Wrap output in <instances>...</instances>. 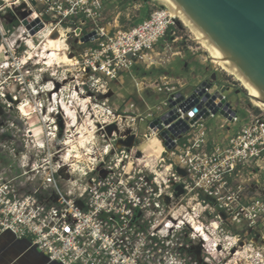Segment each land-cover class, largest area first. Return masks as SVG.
<instances>
[{
	"label": "built area",
	"instance_id": "built-area-1",
	"mask_svg": "<svg viewBox=\"0 0 264 264\" xmlns=\"http://www.w3.org/2000/svg\"><path fill=\"white\" fill-rule=\"evenodd\" d=\"M29 1L23 0L25 4ZM107 1H33L41 5L42 13L35 11V15L45 26L46 16L51 24L66 26L63 31L67 35L76 23L86 26L84 19L94 25L90 33L95 32L96 39L90 42L96 45L81 58L84 71L98 76L97 84L102 89L132 70L140 59L154 53L161 55L159 46L177 20L164 9H156L141 23L121 26L113 33L114 27L102 28L100 19L93 17V8ZM121 1L115 3L119 6ZM224 87L215 83L212 91ZM177 93L180 91L176 88L172 96ZM170 99L159 107L155 118L168 111ZM12 102L7 91L2 93L0 107L11 114ZM26 104L33 107L32 101ZM21 106L13 119H0V149L19 167L18 177L26 182L23 189L33 191L24 193L13 179L6 180L0 174V235L9 232L17 239L29 238L32 247L60 264H242L235 257L242 238L239 234L232 237L222 215L234 214L243 230L258 223L252 218L256 211L251 213L250 207L242 203V189L229 178L235 174L242 179V171L251 169L255 173L257 168L263 169V115L248 113V123L238 129L229 146L223 147L210 137L207 119L199 118L191 124L205 106L192 108L180 117L189 125V131L174 139L175 147L170 151L186 175L152 177L144 169L148 165L142 168L136 164L139 159L133 158L134 151L120 145L126 139H119L117 131L108 135L107 127L115 125L120 115L106 103L100 143L87 150L86 161H75L67 148L58 149L63 146L57 143L58 129L31 127L27 122L30 116L22 113ZM189 113L193 115L187 118ZM209 113L208 118L217 117ZM238 121L236 113L232 122ZM151 130L155 136L161 133ZM185 178L192 181L186 196L192 195L196 204L193 210L186 206V196L178 192L181 187L188 190ZM42 192L46 198L40 197ZM216 212H220L218 216Z\"/></svg>",
	"mask_w": 264,
	"mask_h": 264
},
{
	"label": "rangeland",
	"instance_id": "rangeland-1",
	"mask_svg": "<svg viewBox=\"0 0 264 264\" xmlns=\"http://www.w3.org/2000/svg\"><path fill=\"white\" fill-rule=\"evenodd\" d=\"M33 1L36 0H30L28 4H25L23 0L20 2L17 0H0V99H2V93L7 91L13 101L11 119L20 112L18 106L32 101L37 113L35 111L28 118V124L31 127L43 126L50 131L58 129L59 139L57 143H63V146L58 147V149L67 148L75 161H86L87 150L100 143L101 134L99 131L106 118L102 114L105 108L104 103H106L107 107L120 115L115 125L109 126L114 127L112 132L117 131L119 139L127 140L131 136L136 137L133 146L128 148L134 151L133 158L139 159L140 162L138 161L136 164L139 163L142 168L147 164L148 168L144 169L152 177L160 174L165 177L178 174L179 167L175 163L177 161L174 160L172 153L164 147L160 137L154 135L150 125L157 119L155 117H158L159 107L171 98L176 88H179L178 91L183 90L177 78L185 77L183 74L185 68L188 69V73L190 68L189 74L192 76L186 74L188 78L191 77L189 81L192 83L185 86L184 93L186 95H190L195 90L194 86L198 85L199 79L202 80L203 74H209L212 71L218 73V83L226 86L224 87L226 89L224 96L239 117L238 122H232L220 114L215 119L208 118L206 126L212 130L210 133L212 139H217L220 142L229 139L231 129L244 125L249 120L248 113L250 112H255L264 117V111L253 103L248 90L240 81L217 64L210 50L198 41L195 34L185 26L179 17H177L176 26L169 32L170 41L166 39L167 43L164 47V44H161L163 47L160 52L161 55L154 53L145 60L140 59L138 64L132 68L133 73L131 70L127 71L129 73H124L119 79L110 82L106 89H102L101 85L97 84L98 76H89L87 71H84V61L81 58L86 50L94 48L96 45L90 40L82 41V38L90 33L94 25L84 19L83 21L87 23L86 26H79L76 23L72 27V32L67 35L68 33L63 31L66 26L61 28L55 22L51 24L45 16L44 21L47 26L35 36H31L27 30L22 28V20L27 16L35 15V11L39 14L42 13L41 5ZM117 1L110 0L109 3ZM129 4H123L124 9L120 15L117 13L114 15L111 14L112 11L107 10L106 12V9L110 7L102 2L101 5L97 4L93 8V13H96L93 17L95 19L101 18L100 26L102 28L108 26L111 29L114 27V33L121 26L129 27L131 21L142 15L144 17L148 11L151 13L156 9H164L171 12L169 8L157 0H151L148 8H143L144 2L142 0L131 1ZM98 10L101 12L98 13ZM116 16L117 18H115ZM116 21L117 23H115ZM136 21L137 23L134 25H137L141 19ZM116 25L119 27L116 28ZM54 28H59L62 32V40L67 45L69 57L79 61L76 65L49 69L42 59H28L35 53V49H32L26 42L31 41L37 46L42 42L47 31ZM22 30L25 31L23 35ZM80 30L82 31L80 32ZM20 35L23 39L19 38ZM72 55L73 57H71ZM203 64L206 66H202ZM138 73L141 75L139 76ZM143 76L148 78L142 79ZM182 84L184 85V83ZM168 89H172V92H167ZM67 105L70 108V112H67L70 115L67 114L69 120L72 118L74 121L73 118L78 117L75 123L79 130L72 129L75 131L71 134L67 132L65 112L61 109ZM8 110L0 107V112ZM60 121H63L64 128L62 129L60 128ZM20 125H22L21 122ZM111 134L108 132V135ZM69 136L72 137L73 144H69ZM152 138L157 139L160 144L157 140L155 143H150ZM71 145L72 148H70ZM78 151L80 152L78 153ZM0 155L6 159L4 163H0V174H3L6 180L13 179L16 187L23 189L26 182L18 177L21 174L19 167L13 165L8 154L1 149ZM171 163L174 167L173 165L171 167ZM10 164L13 166L11 169L8 168ZM261 166L263 169L257 168L255 173H252L251 169L242 171V179L236 177L235 174L229 178L233 181V185L240 186L242 203L250 207L251 213L253 210L256 211L255 217L252 218L258 220L254 228H244L243 230V226L237 224L234 214L223 213L222 215L227 224L226 229L231 232L232 237L239 234L242 238V243L239 242L236 247L239 254L235 255L236 259L240 260L239 263L242 264H264V162ZM185 179L184 181L189 185V188L188 190L184 187L179 188L178 192L181 193V196H186L193 186L192 181ZM237 179L240 180L237 181ZM35 185L38 186L39 182L37 181ZM32 191V188L23 189L24 193ZM40 197L46 198L43 192L40 193ZM191 197L192 195L186 196L185 203L187 207H191L193 210L196 204L191 200ZM219 213L216 212L215 215L218 216ZM246 214L250 216L249 213ZM240 219L242 220L241 223L246 221L244 217ZM232 257L230 258L232 259Z\"/></svg>",
	"mask_w": 264,
	"mask_h": 264
},
{
	"label": "water",
	"instance_id": "water-1",
	"mask_svg": "<svg viewBox=\"0 0 264 264\" xmlns=\"http://www.w3.org/2000/svg\"><path fill=\"white\" fill-rule=\"evenodd\" d=\"M176 1L264 94V0ZM22 25L31 36H35L45 27L36 15L30 16ZM90 39H96L95 32L83 37L82 41ZM215 83L216 73L212 74L209 80H204L196 86L190 95L184 92L173 95L169 100L168 111L151 123L150 128L156 134L161 131L159 137L167 150L172 151L175 147L174 139L189 131V125L180 117L192 108L205 106L206 109L192 119L191 124L199 118L208 119L209 111L214 116L220 114L232 121L236 112L225 99L226 89L212 91ZM173 97L176 100H173ZM216 100L221 101L220 105L215 103ZM192 115L193 113H189L187 118ZM60 128H64L63 121H60ZM113 130L114 127L108 128V132L112 133ZM135 139V136H131L125 141H120V145L131 148ZM178 172L182 176L186 175L181 168Z\"/></svg>",
	"mask_w": 264,
	"mask_h": 264
},
{
	"label": "bare ground",
	"instance_id": "bare-ground-1",
	"mask_svg": "<svg viewBox=\"0 0 264 264\" xmlns=\"http://www.w3.org/2000/svg\"><path fill=\"white\" fill-rule=\"evenodd\" d=\"M157 1H159L162 5L170 9L171 12H167V13L171 17L176 19L177 17H179L182 20L185 26L195 34L198 41L203 45H205L210 50L211 55L213 59L217 61V64L224 71L234 76L236 80L240 81L242 85L248 90L250 97L253 99V103L264 111V94L249 80V78L243 73L239 65L231 57H229L226 54V52L223 51L201 27H199V25L183 9V7L176 0H157ZM22 31H23L22 32L23 35L25 31L24 30ZM22 35L19 36L20 39L22 38ZM26 43L29 44V46L32 49H35V53L31 55V57L28 59L30 60L42 59V61H44V63L49 67V69H56L57 67L70 66L74 64L76 65L77 63V60L75 58L69 57L70 54L68 55L67 45L62 40V32H60L59 28L48 30L47 33L44 35L42 42L37 46H35L31 41H27ZM68 106L69 105L63 106L62 110L65 112L64 113L65 116L64 115L63 116L66 119L65 122H66L67 132L68 134H71L78 129V125L75 123L78 117L76 118L75 116H73L75 117L73 118L74 121L72 120V118L69 120L70 115L67 112H70L69 111L70 108ZM28 107H30L31 109H28ZM35 110L36 108L34 107L32 108V106L27 104L21 106L22 113L27 116H31ZM74 113H76V111ZM67 114L69 115L68 117ZM72 129L75 130L73 131ZM156 140L152 138L149 142L155 143ZM68 142L69 144H73L72 137L69 136ZM79 145L81 146L82 144ZM70 148H72V145ZM79 152L80 151H78V153ZM132 164L134 163L132 162Z\"/></svg>",
	"mask_w": 264,
	"mask_h": 264
},
{
	"label": "crops",
	"instance_id": "crops-1",
	"mask_svg": "<svg viewBox=\"0 0 264 264\" xmlns=\"http://www.w3.org/2000/svg\"><path fill=\"white\" fill-rule=\"evenodd\" d=\"M131 1H134L135 0H124V1H121L119 2V6L117 3H109V1L105 2L104 4L107 5L108 7H110L109 9H106V12L107 10L108 11H112L111 14H114L117 13V15H120L121 11L124 9V5L123 4H129ZM149 1H143L144 2V6L143 8H148L149 6ZM127 2V3H125ZM130 5V4H129ZM114 6H118L119 7V11L118 9H116V7L114 8ZM105 8H107L105 6ZM105 10V9H104ZM150 16V13L149 11L147 12V14L143 17L140 16L138 19L136 20H140L139 23H141L143 20L147 19L148 17ZM117 17V16H116ZM128 18H130V15H128ZM101 19V18H100ZM103 20V19H102ZM134 20V21H131L129 25H133L134 23H137V21ZM101 21V20H100ZM168 41H170V37L167 38ZM164 44L163 47L166 45L167 41L166 39L164 41L161 42V44ZM160 48V52L161 50L163 49V47L161 46ZM138 64V63H137ZM202 66H206V64H203ZM132 71V70H131ZM125 73H129V72H125ZM133 73V71L131 72ZM188 73V69H184V76H181L182 79H179L177 77H172V78H177V80L179 81L178 83L180 85H182V88L183 90H179V91H184V88L185 86H187L188 84H192L190 81H189V78H191L192 76L189 74L190 73V68H189V73ZM215 72H210L209 74H203V78L202 80L199 79L198 81V85L204 81V80H207L211 77L212 74H214ZM190 75L191 77L188 78L187 75ZM218 75V73H216ZM200 75V74H199ZM122 76V75H121ZM120 76V77H121ZM219 76V75H218ZM145 78L147 79L148 77L146 76H143L142 79ZM152 78V77H150ZM119 79V78H118ZM153 79V78H152ZM186 81V82H185ZM219 82L218 78H217V83ZM184 83V85L182 84ZM225 83V82H224ZM195 84V83H194ZM222 84V83H221ZM197 85V86H198ZM225 86V85H223ZM196 88V86H194ZM194 88V89H195ZM179 88H177L178 90ZM62 109V107H61ZM2 115V116H1ZM12 117L11 113H8V111H3V112H0V119L2 121H8L10 120ZM248 123V121L245 122V124ZM37 126V125H36ZM243 126V125H242ZM38 127V126H37ZM241 126H239L238 128L236 129H231V132H230V137L229 139H227L226 141H223L221 142L223 147H226V146H229V141L233 138V136L236 134V132L238 131V129L240 128ZM217 140V139H216ZM218 141V140H217ZM158 142V141H157ZM220 142V141H219ZM159 143V142H158ZM160 144V143H159ZM0 163H4L6 159H4V157H2V155H0ZM9 169L13 168L12 164H10L8 166ZM21 172V171H20ZM0 264H60L58 262H52L49 260L48 256L40 251H38L37 249H35L34 247H32L31 245V241L29 238H24V239H17L13 234L9 233V232H6V233H3L2 235H0Z\"/></svg>",
	"mask_w": 264,
	"mask_h": 264
},
{
	"label": "trees",
	"instance_id": "trees-1",
	"mask_svg": "<svg viewBox=\"0 0 264 264\" xmlns=\"http://www.w3.org/2000/svg\"><path fill=\"white\" fill-rule=\"evenodd\" d=\"M142 1H149V0H142ZM17 24V23H16ZM10 30V29H9ZM124 74V73H123ZM122 74V75H123ZM142 74H144V73H142ZM138 75L140 76L141 75V73H138Z\"/></svg>",
	"mask_w": 264,
	"mask_h": 264
},
{
	"label": "clouds",
	"instance_id": "clouds-1",
	"mask_svg": "<svg viewBox=\"0 0 264 264\" xmlns=\"http://www.w3.org/2000/svg\"><path fill=\"white\" fill-rule=\"evenodd\" d=\"M17 2H19V0H17Z\"/></svg>",
	"mask_w": 264,
	"mask_h": 264
},
{
	"label": "flooded vegetation",
	"instance_id": "flooded-vegetation-1",
	"mask_svg": "<svg viewBox=\"0 0 264 264\" xmlns=\"http://www.w3.org/2000/svg\"><path fill=\"white\" fill-rule=\"evenodd\" d=\"M209 79H210V78H209ZM209 79H208V80H209Z\"/></svg>",
	"mask_w": 264,
	"mask_h": 264
}]
</instances>
